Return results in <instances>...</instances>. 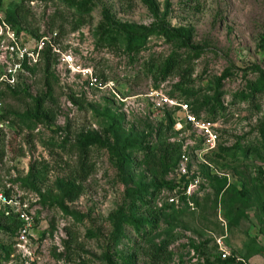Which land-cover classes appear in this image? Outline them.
Listing matches in <instances>:
<instances>
[{"label":"rangeland","instance_id":"rangeland-1","mask_svg":"<svg viewBox=\"0 0 264 264\" xmlns=\"http://www.w3.org/2000/svg\"><path fill=\"white\" fill-rule=\"evenodd\" d=\"M91 1V12L81 15L69 0H0L1 19L11 22L9 17L15 16L17 23H10L15 30L52 37L63 51L74 53L82 69L106 84L91 87L87 74L56 62L59 83L46 104L55 120L29 127L10 116L13 127L0 142V191L21 199L32 228L25 246L15 225L11 232L0 228V264H124L120 257L131 255L134 264H157L151 254L161 245L170 254L159 264H224L217 260L219 241L244 264H264V93L254 103L235 98L256 87L258 76L248 70L251 66L264 70V0H153L155 15L143 0ZM104 10L116 22L193 31L192 44L204 53L193 63L188 86L203 99L217 94L227 110V118L216 119L217 147L207 157L201 151L191 154L190 177L180 178L176 168L166 174L177 185L164 188L154 203L164 210L160 228L141 237L123 225L117 241L118 221L112 215L134 201L139 187L152 192L156 180L143 155L130 151L128 144L150 140L155 148L187 137L193 148L204 143L190 128L178 137L160 133L169 109H155L150 98L152 92L179 95L175 85L182 82V71L163 80L158 65L174 52L189 51L161 32L144 40L139 55L126 49L123 35L117 48L98 46ZM224 75L218 89L215 78ZM23 83L32 96L41 92V68ZM4 102L6 110L20 114L31 105L23 95H8ZM207 113L203 110L201 116ZM173 115L177 119L180 114L173 110ZM81 134L117 144L127 161L120 163L109 149L94 148L82 165L70 146ZM183 179L188 186L200 182L187 202L180 197ZM69 180L81 187L73 199L61 189ZM177 189L181 204L168 206ZM8 207L12 205L0 203V212ZM142 214L143 209L136 217Z\"/></svg>","mask_w":264,"mask_h":264},{"label":"trees","instance_id":"trees-1","mask_svg":"<svg viewBox=\"0 0 264 264\" xmlns=\"http://www.w3.org/2000/svg\"><path fill=\"white\" fill-rule=\"evenodd\" d=\"M70 4L76 9V11L81 15H86L91 12L92 1L91 0H69ZM145 5L149 8L152 14H156V9L154 7L153 0H143ZM9 19L13 24L17 23L15 16H10ZM10 24L11 22L7 20ZM19 32L21 30H18ZM99 39L98 46L108 47V48H117L120 44V36H124V42L126 43V49L135 55H139L144 47V40L149 36L161 32L164 37L169 41H179L180 45L186 48L189 52L186 54H179L174 52L170 54L163 62L159 63V75L163 80H166L168 77L173 75L175 72H181L182 82L175 85V89L179 92V95L171 94L170 97L177 98L179 101L189 104L191 112L198 119H203L206 121L216 122V119L221 117L227 118V110L223 107L218 95H214L211 98L203 99L200 91L188 86L191 76L194 73L193 63L201 57L204 53L202 48L194 46L192 44L193 31L187 29H176L171 28L166 24H159L158 26H136L130 23H121L113 20L109 11L104 10L102 14V21L97 28ZM33 37L39 38L37 33L30 34ZM262 43L264 44V34L261 38ZM57 59L56 56L52 53L51 48L47 45L46 49L43 52V58L39 65L30 68V72H34L36 69H40L43 72V90L39 92L36 96H32L28 92V88H24V83L21 86H18L15 89H7L3 93V97L8 95L13 97H27L31 100L30 107L25 111L24 114H20L17 111L6 110L4 109L3 115L10 117L15 116V120H19L21 123L28 122L29 127L32 124H47L55 120V112L48 109L46 106L48 100L51 97V93L54 87L59 83V78L57 77L54 66L56 65ZM249 71L255 73L258 76V80L255 83L256 87L250 90L249 93L240 92L235 95V98H238L240 102L254 103L256 102V97L264 93V70L258 65L251 66L248 69ZM226 75L215 78L214 84L219 89L222 87V81L225 80ZM104 83V82H102ZM185 97L186 99L182 98ZM189 101L193 102L192 105ZM201 101V102H200ZM200 103L199 105H196ZM207 111V117H202V111ZM167 117L165 121L159 126V132L163 130L165 132L169 131L174 137H178V132L175 130V123L179 118H175L173 115V110L169 109L165 113ZM11 118V117H10ZM13 121V120H12ZM14 122V121H13ZM264 124L262 126L263 131ZM188 128L190 126L188 125ZM202 143V141H200ZM65 142L62 147H65ZM79 155L82 165H87L90 152L94 148L109 149L115 155H117L118 161L121 163L124 160L127 161L128 155L123 154L120 151V148L117 144L112 145L109 141L103 140L100 136L93 134H81L77 141L74 144L70 145ZM182 141H169L161 142L159 147H153L150 140H146L144 145L130 143L128 144V149L130 151H136L143 155L142 159L147 161L150 167L152 174L156 177L155 184L152 185L153 191L147 192L141 186L132 194L134 201L127 206H124L119 209L118 214H113V218L118 221V226L116 227V234H119L114 237L113 240L117 241L121 237L120 231L123 229V225L131 227L137 236L146 237L152 235L160 228L161 216L164 213L163 209H158L155 207L154 203L162 190L164 188L172 189L177 184L173 186L166 180V174L170 171L171 168H177L180 156L182 153ZM201 148L196 146L193 148V151H199ZM211 152H208L204 155L207 157ZM3 152L1 153L0 160H2ZM185 178V177H184ZM184 180V190L180 193L181 200L187 202V195L185 194L186 188L188 187V180ZM61 189L64 191V194L73 199L76 197L78 192H80L81 187L76 184L75 181L69 180L62 182ZM7 196H10V192L5 191ZM193 198V197H192ZM173 206V205H168ZM143 209V216L136 217V214ZM6 210L0 212V228L3 231L11 232L13 225H15L18 233L22 224L18 219V214L11 207H8ZM133 213V215L131 214ZM13 219L12 224L8 222ZM17 233V236H18ZM170 252L168 251L165 245L156 247V249L151 254V259L153 263L156 262L159 264L162 261H166L167 255ZM112 257V256H111ZM110 259V256H108ZM135 255L131 256H121L120 259L124 264H134ZM217 260L221 261L224 264H244L241 260H238L235 256H229L226 259H222L221 254L217 257Z\"/></svg>","mask_w":264,"mask_h":264},{"label":"built area","instance_id":"built-area-1","mask_svg":"<svg viewBox=\"0 0 264 264\" xmlns=\"http://www.w3.org/2000/svg\"><path fill=\"white\" fill-rule=\"evenodd\" d=\"M47 45L51 48L52 53L56 56L57 63L61 67L87 74L88 84L91 87L98 89L106 87V84L102 83L96 75L94 76L89 69H82L73 52L63 51L60 46L54 43L52 37L49 38L48 36L42 35L37 38L23 31L19 32L0 18V142L13 127L12 118L3 115L5 109L3 93L8 88L15 89L22 85L24 77L30 73L29 69L39 65L42 61L43 52ZM150 98L154 103L153 106L155 109L172 108V110H176L181 115V119H178L175 123V130L178 132V135H183L186 129L189 130L188 125L190 129L198 131V135L204 143V146L199 150L203 156L217 147L219 141L217 122L196 118L191 112L189 104L181 102L177 98L158 94V92H152ZM173 140H179L183 143L182 153L176 168L177 173L180 178H189L194 143L188 137L174 138ZM199 183L198 181L195 183L190 182L185 194L191 196L199 189ZM168 202L171 205L175 204L177 206L181 204L178 189L169 197ZM0 203L12 205L11 208L18 214V219L22 224L19 229L18 240L21 245H27L31 235L32 216L22 207L20 198L7 196L0 191ZM218 244L222 259L231 256L223 242L219 241Z\"/></svg>","mask_w":264,"mask_h":264}]
</instances>
